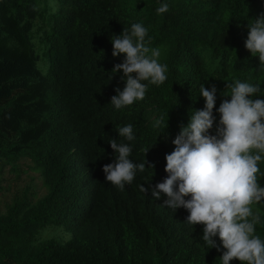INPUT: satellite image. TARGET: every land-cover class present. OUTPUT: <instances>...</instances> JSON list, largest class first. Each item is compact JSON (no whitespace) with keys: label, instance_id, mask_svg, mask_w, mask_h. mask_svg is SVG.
I'll use <instances>...</instances> for the list:
<instances>
[{"label":"trees","instance_id":"trees-1","mask_svg":"<svg viewBox=\"0 0 264 264\" xmlns=\"http://www.w3.org/2000/svg\"><path fill=\"white\" fill-rule=\"evenodd\" d=\"M167 2L158 14L160 0H0V181L26 159L46 189L0 213V264H220L218 238L208 247L187 210L167 208L140 185L166 177L171 140L203 108L201 84L217 89V120L235 79L264 85V68L244 47L247 22L264 14V0ZM134 22L149 29L146 41L160 49L168 79L116 110L109 101L124 82L111 69L123 54L112 56L109 37ZM126 124L136 137L130 158L145 169L119 189L102 166L115 157L109 137L127 142L117 134ZM252 207L264 237V202ZM47 226L71 236L38 240Z\"/></svg>","mask_w":264,"mask_h":264},{"label":"clouds","instance_id":"clouds-1","mask_svg":"<svg viewBox=\"0 0 264 264\" xmlns=\"http://www.w3.org/2000/svg\"><path fill=\"white\" fill-rule=\"evenodd\" d=\"M155 10L164 14L169 3L160 0ZM247 27L244 47L264 68V14L251 18ZM148 31L143 23L134 22L109 37L112 56L123 54L122 62L111 69L112 75L120 72L124 82L109 101L116 110L143 100L149 85L159 86L168 79V66L159 60L160 49L148 46ZM228 87L223 96L230 99L221 100L215 108L217 120L213 114L217 89L200 85L203 108L193 109L171 140L174 148L164 157L166 177L150 188L140 187L155 199L163 196V205L173 211L187 210L186 221L202 225L200 238L208 247L218 238L223 247L220 264L233 259L240 264H264V237L256 233L262 221L252 207L264 202V185L259 182L264 177L260 167L264 162V85L237 78ZM162 123L160 118L155 125ZM117 134L127 142L109 137L115 157L102 171L107 182L123 189L144 171L145 161L130 158V142L136 139L132 124L119 127Z\"/></svg>","mask_w":264,"mask_h":264},{"label":"rangeland","instance_id":"rangeland-1","mask_svg":"<svg viewBox=\"0 0 264 264\" xmlns=\"http://www.w3.org/2000/svg\"><path fill=\"white\" fill-rule=\"evenodd\" d=\"M29 163L28 160L21 159L17 163L18 171L11 170L8 166L4 169L0 181V213H5L16 199L27 197L35 201L45 193L46 189L42 184L39 171L26 166ZM70 236L69 231H64V228L59 226L38 228L36 232L38 240L55 238L65 241Z\"/></svg>","mask_w":264,"mask_h":264}]
</instances>
